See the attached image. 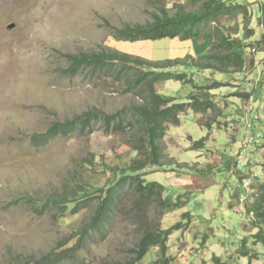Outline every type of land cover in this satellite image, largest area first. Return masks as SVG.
<instances>
[{
    "label": "rangeland",
    "instance_id": "1",
    "mask_svg": "<svg viewBox=\"0 0 264 264\" xmlns=\"http://www.w3.org/2000/svg\"><path fill=\"white\" fill-rule=\"evenodd\" d=\"M233 4L246 12L203 27L195 40L131 43L116 39L117 30L153 22L162 10L199 6L189 0H0V264L135 259L144 215L137 206L142 197L132 188L120 193L103 235L74 249L69 247L77 242L76 232L90 224L98 200L63 218L45 204L50 197L77 200L116 184L122 173L134 174L129 167L138 156L132 150L145 129L132 115L145 104L144 84L134 86L133 72L117 80L120 66L111 75L87 67L74 74L68 58L116 51L159 65L169 61L157 71L193 80L160 82L155 90L161 95L184 104L191 95L205 94L214 103L212 110L189 111L179 124L168 123L161 141L166 158L136 172L164 189L166 208L146 205L144 224L171 231L167 264H264V221L251 212L264 185V54L251 47L242 70L217 60L227 54L220 48L223 38L261 40L264 0ZM58 25L60 34L51 32ZM217 83L211 91L198 88ZM97 109L123 114V127L98 121L90 132L77 129L45 146L35 142L55 124ZM163 259L161 248L154 247L138 264Z\"/></svg>",
    "mask_w": 264,
    "mask_h": 264
},
{
    "label": "trees",
    "instance_id": "2",
    "mask_svg": "<svg viewBox=\"0 0 264 264\" xmlns=\"http://www.w3.org/2000/svg\"><path fill=\"white\" fill-rule=\"evenodd\" d=\"M189 1L193 6H199V8L195 11H187L184 8L185 5H181L175 13L162 10L161 15L155 16L153 22L145 25H127L117 30L114 37L118 40L131 43L138 41H157L167 38H179L183 41L195 40L202 35L203 27L218 23L223 17H231L234 14L246 12L244 5L233 4V0ZM261 15V25L263 26L261 40L255 44H243L240 41H230L223 38L220 48H224L227 54L217 58L220 64L224 67H233L237 70H242L246 65L243 56L249 53L248 51L251 47L256 46L264 54V5L261 9ZM68 58L70 61V70L74 74L80 68L87 67L98 73L111 75L112 70L120 66L121 69L117 72L118 74L115 78L120 81L133 72L136 76L134 86L144 84L147 93V96L144 97V106L137 107L132 115L133 120L139 124H143L145 129L143 141L136 144L132 150L138 156L137 159L132 161L129 167V171L134 172V174L122 173L116 184L107 186L105 189L96 190V192L77 200H72L67 197H50L46 200L45 204L54 205L62 218L63 214L66 216H75L80 211L86 209L89 203L98 200L96 211L90 224L76 232L78 236L77 242L69 247V249H74L78 243L86 242L98 234L103 235L110 224L120 193L126 188H132L136 194L141 195L142 199L137 206L142 210L141 213H143L144 217L145 207L150 203L157 204L162 209L166 208L167 200L165 202L163 200V187L157 183H146L145 179L141 177L143 174L136 172L146 170L151 166H160L164 158H166L167 155L163 152L161 141L166 136V126L168 123L179 124L180 116L189 111L205 113L212 110L214 103L210 99H204L207 97L205 94L191 95L190 102L179 104L175 99L165 97L158 93L155 90V85L160 82L176 80L188 83L193 81L192 79H186V74L157 71L159 67L164 68L171 65L169 61L159 65V63L149 62L140 57H132L127 53L119 51L114 53L100 52L85 54L81 57L69 56ZM262 64L264 65V59L262 60ZM251 65L253 66V63ZM209 67L212 66L210 65ZM148 68L150 69L149 71L141 70ZM217 86H219L218 83L212 86H199L198 88L211 91ZM118 118L121 119L118 120ZM98 121H103L108 128L115 127L119 129L123 127L126 117L119 113L118 115H106L98 109L88 111L73 120L55 124L46 134L36 135L34 140L38 145L45 146L59 136L72 134L77 129H80L81 132L88 130L90 132L92 123ZM92 133L93 131H91ZM200 145H202V142L196 146ZM259 193L251 212H254L257 219L264 221V185L261 186ZM144 217L143 224L141 225L142 238L138 244V250L135 251L136 257L127 264H138L154 247H160L161 253L164 256L162 262L159 261V263L167 264L168 240L171 231L152 229L151 226L144 224V222L146 223Z\"/></svg>",
    "mask_w": 264,
    "mask_h": 264
},
{
    "label": "bare ground",
    "instance_id": "3",
    "mask_svg": "<svg viewBox=\"0 0 264 264\" xmlns=\"http://www.w3.org/2000/svg\"><path fill=\"white\" fill-rule=\"evenodd\" d=\"M82 2H83V0H81ZM85 3V2H84ZM86 5V4H85ZM59 16V18H63V19H66L67 18V15L66 14H60V15H58ZM61 26H59L58 25V27H55V28H53V29H51V32H58L59 34H60V32L62 31L61 29ZM58 29H60V31H57ZM63 29V28H62ZM64 30V29H63ZM49 31V30H48ZM49 33V32H48ZM55 34V33H54ZM51 35H53V33L51 34ZM50 35V36H51Z\"/></svg>",
    "mask_w": 264,
    "mask_h": 264
},
{
    "label": "built area",
    "instance_id": "4",
    "mask_svg": "<svg viewBox=\"0 0 264 264\" xmlns=\"http://www.w3.org/2000/svg\"><path fill=\"white\" fill-rule=\"evenodd\" d=\"M248 130L251 128V124L247 125ZM250 184H252V179H248L245 184H244V188H246L247 190L250 188Z\"/></svg>",
    "mask_w": 264,
    "mask_h": 264
},
{
    "label": "crops",
    "instance_id": "5",
    "mask_svg": "<svg viewBox=\"0 0 264 264\" xmlns=\"http://www.w3.org/2000/svg\"><path fill=\"white\" fill-rule=\"evenodd\" d=\"M190 166H188V168H189Z\"/></svg>",
    "mask_w": 264,
    "mask_h": 264
}]
</instances>
